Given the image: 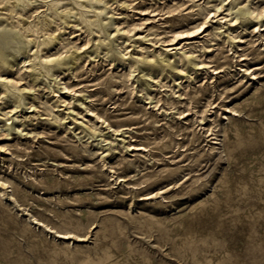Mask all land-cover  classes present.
Wrapping results in <instances>:
<instances>
[{"label":"rangeland","instance_id":"rangeland-1","mask_svg":"<svg viewBox=\"0 0 264 264\" xmlns=\"http://www.w3.org/2000/svg\"><path fill=\"white\" fill-rule=\"evenodd\" d=\"M0 264H264V0H0Z\"/></svg>","mask_w":264,"mask_h":264},{"label":"bare ground","instance_id":"bare-ground-1","mask_svg":"<svg viewBox=\"0 0 264 264\" xmlns=\"http://www.w3.org/2000/svg\"><path fill=\"white\" fill-rule=\"evenodd\" d=\"M13 4V3H12ZM26 20V19H25ZM28 21V20H27ZM256 22V21H255ZM203 23H200V24H197V26H196V29H199V28H201L203 25H202ZM255 25V24H254ZM185 26V25H184ZM205 27V26H204ZM257 27V26H256ZM195 28V27H194ZM207 28V27H206ZM205 28V29H206ZM260 28V27H259ZM196 29H185V30H182V32L180 31V32H177V34L176 35H189V36H191L195 31H196ZM176 32V31H175ZM188 37V36H187ZM174 43V42H173ZM177 47H179L178 45H177ZM60 51V50H59ZM58 51V52H59ZM49 55V54H48ZM53 55H55L54 53H53ZM15 56V55H14ZM17 57V56H16ZM23 60V59H22ZM10 63V62H9ZM214 69H216V72H220V71H222L223 69H221V68H216V67H214ZM55 91V90H54ZM55 93H57V92H55ZM148 103V102H147ZM233 110H237V109H233ZM97 117H99L100 119H102L103 120V116H101L100 114H97ZM230 117V116H229ZM229 117H225V118H229ZM98 118V119H99ZM7 120V119H6ZM106 121V120H105ZM112 125V124H111ZM111 125H110V127H111ZM131 126V125H130ZM130 126L129 125H126V126H123L122 127V129L121 130H124V129H126V128H130ZM116 130H118V128H115ZM89 131V130H88ZM131 147L132 148H134V149H136V150H142V149H147L148 148V145L147 144H143V143H141V144H131ZM189 174V173H188ZM170 185V184H169ZM148 196V195H147ZM45 224V222H42V221H40V224ZM47 227H49V230H51V231H55V228H52V227H50L48 224H45ZM56 231H57V234L58 235H61V236H63V237H66V238H71V236H73V235H77L76 233H74L73 231H67V232H62V231H59V230H57L56 229ZM60 236V237H61ZM79 238H83V237H81L80 235H77ZM85 237V236H84Z\"/></svg>","mask_w":264,"mask_h":264}]
</instances>
